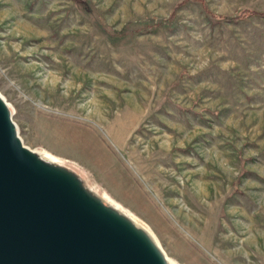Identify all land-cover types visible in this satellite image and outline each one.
<instances>
[{"label":"rangeland","instance_id":"374dc122","mask_svg":"<svg viewBox=\"0 0 264 264\" xmlns=\"http://www.w3.org/2000/svg\"><path fill=\"white\" fill-rule=\"evenodd\" d=\"M243 9L264 0H0L19 138L176 264H264V17Z\"/></svg>","mask_w":264,"mask_h":264},{"label":"water","instance_id":"95a60500","mask_svg":"<svg viewBox=\"0 0 264 264\" xmlns=\"http://www.w3.org/2000/svg\"><path fill=\"white\" fill-rule=\"evenodd\" d=\"M149 231L19 138L0 95V264H168Z\"/></svg>","mask_w":264,"mask_h":264},{"label":"bare ground","instance_id":"6f19581e","mask_svg":"<svg viewBox=\"0 0 264 264\" xmlns=\"http://www.w3.org/2000/svg\"><path fill=\"white\" fill-rule=\"evenodd\" d=\"M1 95V94H0ZM2 96V95H1ZM3 97V96H2ZM4 98V97H3ZM6 101V100H5ZM7 102V101H6ZM8 105H9V103H7ZM9 107L11 108V106L9 105ZM11 112H12V108H11ZM43 158H45V159H48V160H50L51 162L52 161H56V159L55 158H51V156L50 155H48L47 153H45V152H38ZM64 162V161H63ZM106 200V199H105ZM107 201V200H106ZM109 202V201H108ZM116 207V206H115ZM116 209H118L119 211H122V212H124L122 209H120V207L119 206H117L116 207ZM125 213V212H124ZM125 215L126 216H128L129 218H131L132 219V221H134L135 223H137V224H139V222H137V221H135L136 219L135 218H132L129 214H127V213H125ZM140 225V224H139ZM165 258H167V256L165 257ZM167 262H168V264H176L173 260H171L170 259V257L169 258H167Z\"/></svg>","mask_w":264,"mask_h":264},{"label":"trees","instance_id":"16d2710c","mask_svg":"<svg viewBox=\"0 0 264 264\" xmlns=\"http://www.w3.org/2000/svg\"><path fill=\"white\" fill-rule=\"evenodd\" d=\"M198 1H202V0H198ZM248 16L264 17V12L259 13L255 10L243 9L237 14L236 19H244V18H247Z\"/></svg>","mask_w":264,"mask_h":264}]
</instances>
